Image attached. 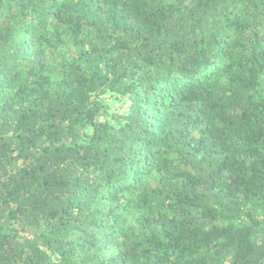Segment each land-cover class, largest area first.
I'll list each match as a JSON object with an SVG mask.
<instances>
[{
  "label": "trees",
  "instance_id": "16d2710c",
  "mask_svg": "<svg viewBox=\"0 0 264 264\" xmlns=\"http://www.w3.org/2000/svg\"><path fill=\"white\" fill-rule=\"evenodd\" d=\"M0 264H264V0H0Z\"/></svg>",
  "mask_w": 264,
  "mask_h": 264
}]
</instances>
